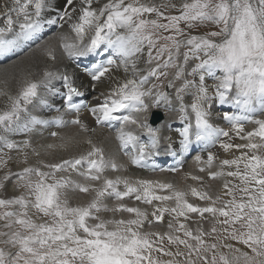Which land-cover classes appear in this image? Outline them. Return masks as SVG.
Masks as SVG:
<instances>
[{"label": "snow or ice", "instance_id": "1", "mask_svg": "<svg viewBox=\"0 0 264 264\" xmlns=\"http://www.w3.org/2000/svg\"><path fill=\"white\" fill-rule=\"evenodd\" d=\"M0 17V56L48 62L0 90V264H264V0H0ZM113 127L115 153L91 138ZM182 170L187 188L157 176Z\"/></svg>", "mask_w": 264, "mask_h": 264}, {"label": "bare ground", "instance_id": "2", "mask_svg": "<svg viewBox=\"0 0 264 264\" xmlns=\"http://www.w3.org/2000/svg\"><path fill=\"white\" fill-rule=\"evenodd\" d=\"M2 24H3V18L0 17V26H2ZM49 35H51V33L47 34L43 38V40H47ZM37 43H41V41H38ZM17 50H20V49H17ZM36 50H37L36 44H34L33 47L30 48L29 53H25V54L23 53V55L20 57L22 58L25 55L24 58H22L23 60L20 59L18 61L10 62L7 65L6 64L2 66L0 65V90H7L11 94L15 95L17 91L19 90L21 83L23 82V79H24L22 73L30 65L34 66L33 70L35 74L28 78L30 79L39 78V73L36 70L39 68H43L44 65L48 62L43 60V58L40 56L39 50L37 51ZM1 57L2 56H0V60H1ZM17 57L19 58V56ZM12 76H15V78L14 79L11 78ZM5 80L8 81L7 85L4 83ZM4 99L5 97H0V108L4 106L3 105ZM87 119L91 120V117L88 116ZM178 126L179 124H177L176 126H172V127L173 129H175ZM247 127L249 130H251V125H248ZM52 130L60 131L62 136H74L75 139L79 141L78 147L81 149L86 150L89 147L87 144L83 142L86 139V137H84L83 135H78L77 130L75 128H66V129L53 128ZM42 134H43V137L45 138V140L43 141L44 143H56V144L59 143L58 140L48 136V130H43ZM91 138L93 139V142L97 144V146L104 147L106 150L111 151L112 153H115L117 151L118 142L115 140V133H113V131L110 132L109 129L107 128H103V129L97 128L96 133L92 135ZM64 154L67 155V153H64ZM159 178L170 181L169 176L168 177L161 176Z\"/></svg>", "mask_w": 264, "mask_h": 264}, {"label": "rangeland", "instance_id": "3", "mask_svg": "<svg viewBox=\"0 0 264 264\" xmlns=\"http://www.w3.org/2000/svg\"><path fill=\"white\" fill-rule=\"evenodd\" d=\"M48 34H50V33H48ZM33 45L34 44H31L30 45V47H23V50H17V51H15V52H10V53H8V54H6L5 56H2L1 57V60H0V65L2 66V65H7V64H9L10 62H13V61H18V60H23L22 58H24V56L22 57V58H20L22 55H23V53L25 54V53H29L30 52V48L31 47H33ZM38 50V49H37ZM36 50V51H37ZM17 56H19V58L17 57ZM26 56H28V55H26ZM18 59H17V58ZM161 118L163 119L164 118V114L163 113H161ZM178 124V121H176V119H175V117H173V120H172V126H176ZM115 127H118V125H116ZM115 127H113L112 129H109V131L110 132H112L113 131V133H115ZM170 163V162H169ZM192 163V161H191V157H189V160H188V164H186L185 165V169L184 170H187L188 169V167H189V165ZM184 170H182L180 173H178V174H165V175H163L162 177H170V181L171 182H173V183H175L176 184V186L177 187H179V188H187V186L189 185V184H193L192 183V181H190V180H185L184 178H183V171ZM157 176H159V177H161L160 176V174H157ZM188 181V182H187ZM189 183V184H188ZM219 187V184H217V188ZM191 199V198H190ZM189 226L190 227H193V228H195V224H193V223H189ZM204 227H205V229H208L209 227H210V225L208 224V223H205V225H204ZM158 230H161V231H163V230H166V225H165V228H162V229H158ZM244 250H246V249H244Z\"/></svg>", "mask_w": 264, "mask_h": 264}, {"label": "water", "instance_id": "4", "mask_svg": "<svg viewBox=\"0 0 264 264\" xmlns=\"http://www.w3.org/2000/svg\"><path fill=\"white\" fill-rule=\"evenodd\" d=\"M162 119V118H161ZM155 123V122H154Z\"/></svg>", "mask_w": 264, "mask_h": 264}]
</instances>
